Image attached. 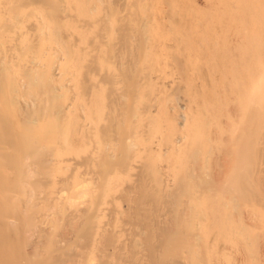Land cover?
Listing matches in <instances>:
<instances>
[{
  "label": "bare ground",
  "instance_id": "1",
  "mask_svg": "<svg viewBox=\"0 0 264 264\" xmlns=\"http://www.w3.org/2000/svg\"><path fill=\"white\" fill-rule=\"evenodd\" d=\"M83 1L77 16L62 8L78 0H51L53 48L23 42L18 52L35 56L21 80L0 85L14 102L0 107V264H206L217 246L201 244L199 195L212 196L207 224L221 225L212 239L242 238L241 259L264 264V236L251 241L244 226H234L264 183V44L260 21L246 19L251 6L232 20L227 0H204L202 9L195 0L183 8L178 0ZM118 8L125 16L113 17ZM39 30L44 39L47 27ZM163 65L175 75L166 73L169 94L167 80L158 82ZM70 93L83 106L67 102ZM180 93L186 110L179 127L165 101ZM77 110L87 120L76 126L82 136L55 134ZM14 127L28 134L12 138ZM77 140L86 173L103 181L99 190L78 175L61 176L71 168L58 153ZM216 141L213 160L203 162L204 147ZM161 161L173 166V179L157 176ZM122 177L130 181L119 188ZM114 189L126 200L138 196L121 209L106 196ZM120 218L130 227L118 229Z\"/></svg>",
  "mask_w": 264,
  "mask_h": 264
},
{
  "label": "rangeland",
  "instance_id": "2",
  "mask_svg": "<svg viewBox=\"0 0 264 264\" xmlns=\"http://www.w3.org/2000/svg\"><path fill=\"white\" fill-rule=\"evenodd\" d=\"M133 1L132 0H124L123 2H127L126 4L128 5V4H131ZM227 1H228L227 10L229 11V16L231 17L230 19H232V20H238L241 18V10L240 9H241L242 5L251 6L249 11H248V16L246 19L259 20L260 21L261 29L263 31L262 40H263V44H264V20L261 21V17L264 16V4L263 3L260 4L258 2L252 3V2H249L250 0H227ZM177 2H178V3H176L177 6L179 4H181L179 6H182V5L186 6V5L190 4L189 2L193 3L194 0L189 1V2L186 0H180V1L178 0ZM187 2H188V4H187ZM150 3H151V5H155L154 4L155 2H150ZM204 3H205L204 0H195L194 5H195V7H198V9L199 8L202 9L204 7ZM51 5H52L51 0H48V1L45 0L44 2L39 1V0H0V41H1L0 42V85L8 84L10 82H17V81L21 80L22 79L21 69L25 68V65L30 64V60H32V58L35 56L33 53H27V54L22 55L21 53L18 52V47L20 45H22L23 42H27L31 45H34V47H36V50L38 48H40L41 46H43V47L45 46L46 49H49V46L51 49L53 48L51 37L53 35L56 20L54 18ZM84 5H85V2L83 0H81V1L78 0L77 6L75 3H72V7L70 6L68 8H62V10L63 11L68 10V11H70V15L74 14V15L78 16L79 11L81 10V8ZM184 6H182V8ZM179 8H181V7H179ZM119 9L122 10L124 8H122V9L118 8L117 11L115 9L116 12L113 15V17L118 18L120 16H125V13L127 11L122 10L121 11L122 13L118 14ZM154 9H157V10L154 11L153 14L154 15L156 13L158 14V8L156 7ZM116 13L118 14L117 16H116ZM66 21H67V19L64 18L63 22L65 23ZM42 25H45L47 27V32H46L44 39H42V34H40V30H39V28H41ZM2 27H4V28H2ZM81 32H82V30L77 29V34L81 35ZM82 42H85V40ZM165 66L163 65V68H161L163 70H161L159 68L160 72H157V73L160 74L159 80H162V81H158V82L165 83L167 80V82L165 83L166 85L161 84V85L166 86V87L162 86V88L165 87L164 88L166 90L165 93H167V90L170 88L169 84L171 83L168 80L171 81L172 76L174 77L175 75H170L173 73L171 67H169L168 65L166 67ZM263 69H264V50H263ZM75 70H77V69H74V70L71 69V71L72 72L74 71V73H75ZM169 70H170V72H169ZM78 71L79 70H77L76 73H78ZM167 72L169 73L171 78L168 77V74L166 75ZM157 73L155 72L153 75L157 76L158 75ZM162 73L163 74L165 73L164 76H166L167 79H166V77L162 76ZM155 78L158 79V77H155ZM160 78H162V79H160ZM167 83H169V84H167ZM128 84H125V86H124V84L122 86L120 84V88H123L125 90L126 85H128ZM9 92H10V90H8V91L3 90L0 92V107H4L6 105H9V107L12 108L14 106V102H12L10 99ZM168 92H169V90H168ZM156 93L158 94V92H156ZM169 93H167V94H169ZM16 96L20 98V99H17V101L18 102L20 101V103H23L24 100L26 99V97L24 96V92H22L21 94L17 93ZM69 96H71V97H69L67 99V102L75 103L77 106H81V105L83 106V103H84L83 99L82 100L81 99L75 100V98L72 99L73 96L71 95V93L69 94ZM227 99L231 100L232 97L229 96ZM163 100L165 101V99H163ZM233 103L234 102H230V103L228 102L227 107L232 109ZM254 103L255 102L252 101V104H251L252 107L254 106ZM163 104L164 103H162V105L159 107V111H161V112H164ZM165 104H166V107L169 110V112L171 114H173V118H174L177 126H179V127L182 126L183 113L186 110V107H185L186 100L182 96V93L175 95V97H172L171 99L167 100V102L165 101ZM156 106H153V107L156 108ZM262 106H263V115H264V87H263ZM155 108H152V112H154V113L156 112V109L158 108V106L156 109ZM153 109H155V111ZM215 110H216V108H210L206 112L213 114ZM157 112H158V110H157ZM83 114H84V112H80L79 110H77L76 112H71V114L67 117V121H65V122L63 121V124H61V126L58 127L57 130H55V134L60 132V131H64L65 132V139H67V140H71L74 138L78 139L77 138L78 136H82V130L80 129L78 132H76V130L78 129L76 126H78V125L83 126L84 125V127H86L85 123H87V120L85 119V116H83ZM155 114L158 115V113H155ZM155 114H153V115H155ZM41 119H39V121ZM18 120L19 121L23 120L22 115H20L18 117ZM221 120L222 121H228L227 118H225V117H221ZM224 132L225 131H222V134ZM8 134L12 138L13 137L20 138V136L28 134V133L25 132L23 127H19V128L14 127V129L12 128ZM177 135H179V134H177ZM77 141H75L71 147H67L65 150H62L58 153L62 159L68 160V162L66 164H69V167L71 168V170L70 169L65 170L61 174V176L65 177V176L72 174L75 177V175H78L79 180L87 181V182H89V186H92L96 190H99L103 187V185H102L103 181L99 178L90 177V175H88L86 173L85 165L82 163V158L84 157V145L82 142H80V141L77 142ZM153 145H156V143H154ZM218 146L219 145L217 144V141H216V143L213 142V144L209 143L208 144L209 149L207 148V146H205L204 150L206 152L202 156V161L205 163L211 162L215 156L216 148ZM157 147L160 148V143ZM163 148H164V146L160 148L161 153H163V151H164ZM160 150H158V151L160 152ZM178 151H179V149H178ZM161 153H159V154H161ZM263 155H264V148H263ZM77 158H79V159H77ZM176 162L178 165L180 164L179 159ZM161 163H162V165L159 167L160 170H159L157 176L161 177L163 179L164 178L165 179H173V177H172L173 176V166L171 167V165L166 164L162 161H161ZM138 165L139 164H136V166L133 167V169H132L133 173L139 169L140 166H138ZM174 166H176V165H174ZM263 166H264V164H263ZM130 173H132L131 170H130ZM165 176H167V177H165ZM74 177L69 179V183L72 184L73 180L75 179ZM129 181H130V179H128L127 177L120 178L118 181V183L120 184L119 188L127 185V183ZM59 184H61V183H59ZM263 184H262V187L260 185V187H258V189L255 188V193L257 194L256 195L257 199L255 198L256 200L251 197L252 199L250 198V199H247L246 201L243 202L244 206H242V208H241L242 214L239 215L238 222L235 223V225H234L235 228L244 226V229L248 232V235H249L248 237L251 238V241L253 240L255 235L258 236L259 239H261L264 236V186H263ZM108 187H110V186H108ZM48 188L50 189V187H48ZM66 192H68V191H64V192H62V194H66ZM106 196L108 198L114 200L115 202L117 201L118 203L117 204L115 203V205H117V206L120 205V208L123 209L126 205H128L130 199L132 200L134 196H138V195H136V193L132 195V193H131V196L129 197V199L126 200L123 196L120 195L118 190L114 189L113 191H109ZM211 197L208 195H199L198 196L197 204L199 206L198 210H201V215H199V217L194 216V218H198L199 220L203 221V222L199 221V225H198L199 233L202 235L203 241H204L201 243V244H204L203 248L206 249V247H207V249H212L213 247L211 246V240L213 242V246L214 247L217 246V248L215 247V250H213V251L209 250V253H208L209 257L206 256V259H207L206 264H246L245 261H247V263H248L249 260H246L248 258V256L245 259L244 258L241 259L243 254L245 257V251L242 249V245H243L242 238H237L236 236H234L232 234L229 241H225L223 243H219V242L212 239V238H215L214 235L219 234L220 229H221V227H220L221 225L220 226L219 225L218 226H212V225L207 224V222L211 221V219H212V216H211L212 205H211V203H213V201H211ZM110 206L111 205H109V207ZM236 216H237V214H236ZM234 217H235V215H234ZM123 218H120L119 222L121 221V223L120 224H118L119 222L117 223V225H116L117 228L118 227L121 228L120 227L121 225H122V227L123 226L125 227L127 225V224L124 225ZM113 219H114V217H113ZM113 219L111 218V220H113ZM104 220L107 223L109 218L104 217ZM240 220H241V222H239ZM110 221H108V222H110ZM118 225H120V226H118ZM128 227H130V226H128ZM124 229H126V231H127V228H124ZM131 229L133 230V228H131ZM132 230H131V232H133ZM134 230H135V228H134ZM131 232H130V234H131ZM126 233H129V230ZM124 234H125V232H124ZM124 234H121V235L124 238H126L127 234L125 236H124ZM121 239H122V237H121ZM259 245L264 246V239L259 243ZM224 247H226V248H224ZM262 254H264V252ZM262 258L264 259V256H262ZM186 261H187V259H186ZM262 262H264V260ZM261 264H263V263H261Z\"/></svg>",
  "mask_w": 264,
  "mask_h": 264
}]
</instances>
